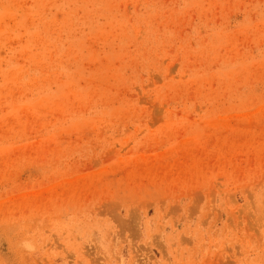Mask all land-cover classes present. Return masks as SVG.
<instances>
[{"label": "rangeland", "instance_id": "1", "mask_svg": "<svg viewBox=\"0 0 264 264\" xmlns=\"http://www.w3.org/2000/svg\"><path fill=\"white\" fill-rule=\"evenodd\" d=\"M0 264H264V0H0Z\"/></svg>", "mask_w": 264, "mask_h": 264}]
</instances>
